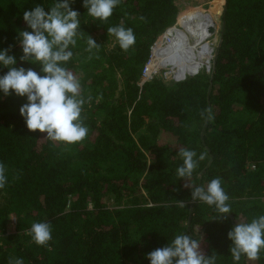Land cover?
Listing matches in <instances>:
<instances>
[{"label":"trees","instance_id":"16d2710c","mask_svg":"<svg viewBox=\"0 0 264 264\" xmlns=\"http://www.w3.org/2000/svg\"><path fill=\"white\" fill-rule=\"evenodd\" d=\"M177 1L121 0L106 21L88 15L84 0L70 5L80 13V28L73 57L62 66L86 77L80 82L81 118L89 128L83 141L66 144L31 132L19 111L27 97L0 91V162L8 177L0 189V264L14 258L24 264H151L147 254L178 234L197 238L215 264H235L228 232L237 220L264 215V0H226L225 29L209 69L180 82L142 84L162 34L206 11L180 13ZM56 2L0 0V50L12 46L17 67L43 75L38 62L20 61L17 37L31 31L24 11L36 5L48 11ZM121 23L136 37L127 51L107 32ZM89 36L99 48L89 51ZM7 71L0 65V76ZM209 108L211 119L202 117ZM181 149L194 150L197 160L206 153L183 179L177 174ZM214 178L229 196L228 219H217L215 206L199 200L190 215V187L206 188ZM35 222L52 225L47 246L34 242ZM239 264H264V250Z\"/></svg>","mask_w":264,"mask_h":264},{"label":"clouds","instance_id":"9594fccd","mask_svg":"<svg viewBox=\"0 0 264 264\" xmlns=\"http://www.w3.org/2000/svg\"><path fill=\"white\" fill-rule=\"evenodd\" d=\"M74 2L75 0H57L48 11L43 6L36 5L23 13V19L31 31L18 32L17 39L23 52L20 61L38 62L43 75L32 68L17 67L16 57L9 54L12 46L0 50V65L8 69L6 74L0 76V91L5 96L14 92L19 97H27V102L19 111L31 132L46 133L47 139L66 144L81 142L89 133V128L81 118L86 102L81 95V83L71 71L62 66L73 57L70 46L75 47L80 28V13L70 6ZM120 2L121 0H84L83 7L87 9L88 15L106 21ZM107 32L117 38L125 51L136 42L133 29L125 28L123 23L108 28ZM87 43L89 51L100 47L91 36ZM210 113V108L204 109L201 116L205 117L207 114L206 118L211 119ZM179 155L183 159V165L177 169V174L182 179L191 177L199 161L206 157L204 153L197 160V153L189 149H181ZM6 171V165L0 162V189L8 183ZM185 187L190 186L185 184ZM190 188L191 202L199 200L215 206L221 213L217 219H228L231 206L220 178L212 179L206 188ZM179 203L184 206L188 202L179 200ZM52 231V225L48 222H35L30 229L38 246L48 245L52 240ZM228 239L232 242L229 251L235 264H239L242 256L251 261L259 259L264 250V215L252 219L250 223L237 220L236 225L228 232ZM146 258L151 264H215V256L203 254L200 241L189 234L176 235L166 246L148 253ZM9 264H24V261L22 258H14L9 260Z\"/></svg>","mask_w":264,"mask_h":264},{"label":"bare ground","instance_id":"6f19581e","mask_svg":"<svg viewBox=\"0 0 264 264\" xmlns=\"http://www.w3.org/2000/svg\"><path fill=\"white\" fill-rule=\"evenodd\" d=\"M197 15L170 27L162 34L164 40L156 42L146 67L144 75L146 80L155 76L156 69L160 65L173 68L177 80L192 76L202 68L196 66L203 65V53L208 49L198 50L203 47L207 37L211 38L210 32L215 22L211 23L208 19H204L205 17ZM195 53L197 55L193 56ZM209 55L204 60V66L208 69L211 67V51Z\"/></svg>","mask_w":264,"mask_h":264},{"label":"rangeland","instance_id":"374dc122","mask_svg":"<svg viewBox=\"0 0 264 264\" xmlns=\"http://www.w3.org/2000/svg\"><path fill=\"white\" fill-rule=\"evenodd\" d=\"M215 1H217V0H179V1H177V4H176L178 6V8L180 9V13H183L182 10H185V9L189 10L191 8L201 6L206 11H203L201 14H199L197 16L205 17V14H210V15L215 16L216 32L214 35L211 36L210 39H209V37H207L204 40L203 47L198 50V51H201V50H205L207 48L208 50H205V53H204V55H207V57L210 56L209 52L210 51L212 52L211 66H212V61H213L214 56H215L216 49L220 43L219 34H220V31L222 28V15H223V9H224V5H225V0H220L221 1L220 4L218 2V5L216 7H213V4L215 3ZM180 13H179V15H180ZM159 40L163 41L164 38L161 36ZM112 44L113 43H108L107 48L112 49V47H113ZM173 71H175V70L171 67H165L163 65H160L156 69V74H154L155 76L152 79H150L149 81H152L155 78L162 79L163 81L168 82V83L173 82V81H177L178 77L175 79V76H177V75H175L173 73ZM74 75L77 77V79L80 82H83L86 80V77L82 73H78V74H74ZM105 202L108 205V207H110V208L113 207V200L107 198L105 200ZM15 225H16V218L12 216L11 219L9 220V224H8V232L9 233H11V234L15 233Z\"/></svg>","mask_w":264,"mask_h":264},{"label":"water","instance_id":"95a60500","mask_svg":"<svg viewBox=\"0 0 264 264\" xmlns=\"http://www.w3.org/2000/svg\"><path fill=\"white\" fill-rule=\"evenodd\" d=\"M226 9H227V6H226V0H225V5H224V9H223V15H222V17L225 16ZM224 29H225V23L223 22V23H222V34H221V36H220V43H219V45H218V47H217V49H216L217 53H218V50H219V48H220V44H221V40H222V37H223ZM215 32H216V27L214 26V27L211 29V32H210V33H211L212 35H214ZM153 49H154V48H153ZM152 52H153V51H152ZM151 55H152V54H151ZM215 60H216V57L214 56V63H215ZM182 80H183V79H182ZM177 81H181V80H177ZM211 89H212V85L210 86L209 93H210ZM193 204H194V202H192V204H191L190 215L192 214ZM190 228H191V216H190V218H189V222H188V230H190Z\"/></svg>","mask_w":264,"mask_h":264},{"label":"crops","instance_id":"0c3cea01","mask_svg":"<svg viewBox=\"0 0 264 264\" xmlns=\"http://www.w3.org/2000/svg\"><path fill=\"white\" fill-rule=\"evenodd\" d=\"M211 16V17H210ZM212 18V19H211ZM204 19H208L211 23L213 22H215V16H213V15H210V14H205V18ZM214 26H216L215 25V23H214ZM195 55H197V53H195L193 56H195ZM207 57V55H204V53H203V65H197L196 67H204V60H205V58ZM199 61V60H198Z\"/></svg>","mask_w":264,"mask_h":264},{"label":"built area","instance_id":"2783aa9c","mask_svg":"<svg viewBox=\"0 0 264 264\" xmlns=\"http://www.w3.org/2000/svg\"><path fill=\"white\" fill-rule=\"evenodd\" d=\"M211 55H212V52H211ZM147 65H148V64H147ZM147 65H146V67H147ZM145 71H146V68H145ZM145 71H144V75H145ZM144 75H143V78H142V81H143L142 84H144V83H146V82H149V80L153 78V77H152V78L146 80V79L144 78ZM185 78H186V77H185ZM185 78H184V79H185Z\"/></svg>","mask_w":264,"mask_h":264}]
</instances>
